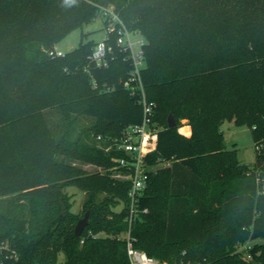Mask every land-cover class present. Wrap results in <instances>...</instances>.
Returning <instances> with one entry per match:
<instances>
[{
	"label": "trees",
	"instance_id": "obj_1",
	"mask_svg": "<svg viewBox=\"0 0 264 264\" xmlns=\"http://www.w3.org/2000/svg\"><path fill=\"white\" fill-rule=\"evenodd\" d=\"M109 6L147 41L142 78L158 131L146 161H172L150 171L148 212L131 226L130 182L111 174L123 154L96 139L142 120L123 85L131 63L116 46L108 66L92 69L94 87L89 33L63 56L48 53ZM48 110L60 114L57 127ZM226 120L264 142V0H0V241L18 252L11 264H58L61 255V264H131L129 229L135 248L169 264H264V152L240 162ZM70 186L90 211L80 236ZM251 240L248 257L240 247Z\"/></svg>",
	"mask_w": 264,
	"mask_h": 264
},
{
	"label": "built area",
	"instance_id": "obj_2",
	"mask_svg": "<svg viewBox=\"0 0 264 264\" xmlns=\"http://www.w3.org/2000/svg\"><path fill=\"white\" fill-rule=\"evenodd\" d=\"M99 14L105 19V35L94 45L85 71L92 76L93 85L97 87L92 69L108 66L117 46L123 53L124 59L130 61L132 66L128 78L123 81V85L143 108L141 122L125 126L119 135L103 136L100 134L96 137L98 142L104 143L103 148L107 152L115 151L123 154L116 158L119 168L116 177L130 182L128 221L131 226L140 212H148V208L141 207V201L148 186L150 171L153 169L147 163L146 156L156 146L158 127L154 117L157 111V103L148 99L142 78L146 39L139 31L130 29L113 6L102 7ZM135 37L138 39L134 40ZM48 53L51 56H63L66 52L55 46L48 49ZM256 148L259 153L264 152V142H259ZM261 190L264 192V183ZM125 236L128 240L127 250L131 264H169L149 255L144 250L135 248L130 229L125 233ZM249 242L243 245L248 257L251 256ZM18 259L19 255L16 249L8 241H0V264H11Z\"/></svg>",
	"mask_w": 264,
	"mask_h": 264
},
{
	"label": "rangeland",
	"instance_id": "obj_3",
	"mask_svg": "<svg viewBox=\"0 0 264 264\" xmlns=\"http://www.w3.org/2000/svg\"><path fill=\"white\" fill-rule=\"evenodd\" d=\"M83 33H89V38H93L95 41L102 39L105 35V19L101 14L95 18L94 21L85 25L82 29H76L68 34L60 43L56 46L63 52L70 51L79 45L81 40V36ZM138 39L135 37L134 40ZM48 120L53 127H57L62 122V118L60 114H58L55 110H48L46 112ZM92 118H84L83 124L89 125L92 124ZM222 131L225 138V143L228 148L236 149L237 156L240 162L254 165L257 161V148L255 145L254 138L251 133V129L246 125H237L233 120H226L222 124ZM100 143V142H99ZM77 165H81L85 169L89 171H103V167L97 166L89 163H82L79 161H75ZM154 169V168H153ZM118 170H112V175H117ZM66 190L71 195V201L73 202L72 210L76 212L79 216V219L83 218L85 213L84 201L86 198V194L79 187L70 186L67 187ZM78 219V220H79ZM105 235L104 233H102ZM254 241H250L249 244L252 245ZM241 250L243 246L240 247ZM239 251V246H238ZM63 260V255L60 256L58 264H61Z\"/></svg>",
	"mask_w": 264,
	"mask_h": 264
},
{
	"label": "water",
	"instance_id": "obj_4",
	"mask_svg": "<svg viewBox=\"0 0 264 264\" xmlns=\"http://www.w3.org/2000/svg\"><path fill=\"white\" fill-rule=\"evenodd\" d=\"M177 122L173 114H170L168 117V126L169 127H176ZM90 217V211H87L83 218L79 219L76 226H75V234L80 236L85 228L88 226Z\"/></svg>",
	"mask_w": 264,
	"mask_h": 264
},
{
	"label": "crops",
	"instance_id": "obj_5",
	"mask_svg": "<svg viewBox=\"0 0 264 264\" xmlns=\"http://www.w3.org/2000/svg\"><path fill=\"white\" fill-rule=\"evenodd\" d=\"M182 126H180L179 131L186 135V136H191L192 134V128L191 125L189 124V120L188 119H182ZM183 128H186V131H183ZM231 149V148H229ZM172 161H164L159 163L157 166L153 167L154 169H159V168H165V167H169L171 166Z\"/></svg>",
	"mask_w": 264,
	"mask_h": 264
}]
</instances>
